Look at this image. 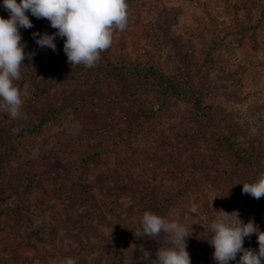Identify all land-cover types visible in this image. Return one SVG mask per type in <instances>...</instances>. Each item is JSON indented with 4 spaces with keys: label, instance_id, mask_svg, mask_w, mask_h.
Wrapping results in <instances>:
<instances>
[{
    "label": "rangeland",
    "instance_id": "374dc122",
    "mask_svg": "<svg viewBox=\"0 0 264 264\" xmlns=\"http://www.w3.org/2000/svg\"><path fill=\"white\" fill-rule=\"evenodd\" d=\"M216 1L217 6L213 0H126L127 27L114 32L113 43L101 53L100 61L144 56L148 48L144 14L151 2L157 5L155 23L165 43L162 68L169 75L191 79L202 62L203 46L211 32L229 39L240 24L247 22L244 14L230 8L232 0ZM26 15L33 28L19 29L22 40L33 39L34 32L51 35L30 12ZM0 17L10 18L3 0ZM251 17L254 22L253 14ZM236 39L221 55V66L231 76L209 79L199 89L206 101L220 102L222 130H231L240 140L264 148V51L253 49L248 37ZM22 63L21 78L14 82L24 81L20 91L25 118L14 120L0 113V150L14 143V132L29 119L26 111L37 113L42 107L31 95L47 79L50 68L34 70V80L28 82L24 79L26 72L31 73L30 64L26 60ZM55 83L49 87L50 103L76 99L77 90L60 81ZM105 85L111 93L116 89L118 92L111 81ZM87 117L78 111L65 112L40 137L22 144L18 156L12 154L13 158L4 160L7 169L0 161V264H59L66 257L76 264H146L142 249L152 252L155 258L156 250L169 244L165 233L156 239L133 235L140 227L143 212L149 211L141 199L140 187L152 183L157 194L165 196L176 185L179 172L189 168L197 171L201 165L227 169V162L219 158V147L207 137L209 131L191 119L188 108L180 104L169 115H158L144 123L135 137L120 144L111 179V157L103 158L96 166L79 164V160L84 148L104 145L115 137L123 128V120L115 118L113 126L101 135L89 137L92 130ZM22 194L19 214H15L12 210ZM214 194H205L204 212L187 195L177 216L163 217L191 232L186 238L191 264H215L214 248L207 238L208 225L217 210H238L244 223L251 219L259 231L264 227V210L250 195L235 194L229 198L230 206L214 209ZM256 236L245 238L243 247L255 250Z\"/></svg>",
    "mask_w": 264,
    "mask_h": 264
},
{
    "label": "trees",
    "instance_id": "16d2710c",
    "mask_svg": "<svg viewBox=\"0 0 264 264\" xmlns=\"http://www.w3.org/2000/svg\"><path fill=\"white\" fill-rule=\"evenodd\" d=\"M19 2L20 0H17V3ZM213 2L217 6V1L213 0ZM153 5L149 2L144 14L148 48L143 57L116 62L99 60L92 68L83 65L72 68L63 51L64 39L57 37L55 52L50 48L39 47L34 39L21 41L25 44L24 52L27 54L25 60L30 64L28 70L31 71V73L26 72L27 79L24 80L33 82L32 73L36 70L41 68H50V70L47 79H44L31 95V99L34 98L36 104L42 107L37 113L26 111L29 119L14 132V143L5 150H0V161L9 159L12 154L18 156L22 144L40 137L43 130L54 124L65 112L78 111L90 116L86 119L87 125L92 130L88 134L89 137L94 134L101 135L113 126L115 118L123 120V128L115 137L109 138L104 145L84 148L85 151L79 160V164L96 166L103 158L111 157L114 165L111 172L112 179L116 172V155L120 144L128 143L135 137L138 128L144 123L150 122L158 115L167 116L172 108L183 104L188 108L191 119L209 131L207 137H212L210 139L213 144L219 147V158L227 162L224 163L227 169H212L201 165L197 171L189 168L179 172L176 185L165 196H159L152 183H148L139 189L147 209L168 219L180 213L183 199L190 195L204 212V200L207 198L204 196L209 191L215 193L212 208L219 209L223 205L230 206L229 198L242 192V184L258 181L261 173H264V148L240 140L231 130H222L219 118L221 108L218 107L220 102L206 101L205 94L199 88L209 79L231 76V73L221 66L223 62L221 55L223 51L231 49L236 38L248 37L253 49L264 51V0H232L229 3L230 8L245 15L247 22L240 24L237 30L231 33L229 39L226 36L220 37L216 31H212L203 46L202 62L193 77L187 80L169 75L162 68L165 43L155 23L154 9L157 5L155 7ZM252 14L255 18L254 22H252ZM37 20L46 26L50 34L57 31L50 26L47 19ZM259 35L262 38H259ZM108 80L118 87V92L116 89L115 93H111L105 88ZM57 81L77 90L76 99L73 101L55 99L54 103H50L52 101L48 97L49 87L54 86ZM23 84V79L14 82V86L19 89ZM46 101L48 103H45ZM5 164L6 162H3L4 167ZM3 165L0 164V172ZM5 168L7 169V166ZM23 195L16 199L12 210L15 214H19ZM260 199L256 201L260 203L259 208L264 210V201ZM260 232H264V227ZM165 238L169 240L168 236ZM258 248L257 240L255 250L258 251ZM233 263L234 261L230 264Z\"/></svg>",
    "mask_w": 264,
    "mask_h": 264
},
{
    "label": "clouds",
    "instance_id": "9594fccd",
    "mask_svg": "<svg viewBox=\"0 0 264 264\" xmlns=\"http://www.w3.org/2000/svg\"><path fill=\"white\" fill-rule=\"evenodd\" d=\"M9 19L0 17V113L14 120L24 119L22 112L24 101L20 89L14 81L21 78L22 61L26 58L22 36L19 29H31L33 23L26 12L37 19H47L57 31L51 35L34 32L36 44L41 48H50L54 52L57 37L64 39L63 51L73 68L83 65L95 67L101 59V53L113 43V34L124 31L128 23V5L126 0H3ZM42 79V78H41ZM242 192L256 200L264 197V173L255 183L242 184ZM214 219L208 225L210 233L207 242L214 248L212 259L215 264H264V232L249 220L244 223L238 210L231 213L217 210ZM161 233L168 235L167 247H159L153 253L143 250L146 264H191L190 254L186 250V238L191 235L189 229L177 222H169L151 211H144L140 227L133 231L137 238L156 239ZM257 235L258 251L245 248V238ZM59 264H76L71 257L59 261Z\"/></svg>",
    "mask_w": 264,
    "mask_h": 264
}]
</instances>
